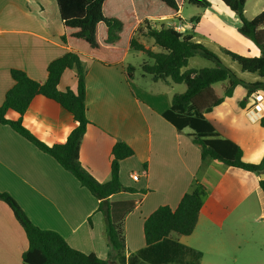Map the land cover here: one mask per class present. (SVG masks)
Instances as JSON below:
<instances>
[{
  "label": "crops",
  "instance_id": "1",
  "mask_svg": "<svg viewBox=\"0 0 264 264\" xmlns=\"http://www.w3.org/2000/svg\"><path fill=\"white\" fill-rule=\"evenodd\" d=\"M209 1V8L195 6L188 17L182 8L176 17L154 21L152 26L179 25L184 28L182 33L193 35L205 46L213 45L221 55L220 47H226L246 56H260L259 48L239 33L237 15L220 0ZM254 5L258 9L251 15L246 13L248 18L264 10L262 0ZM196 16L199 20L192 21ZM63 32L56 0H0V105L14 85L12 69L26 72L41 84L46 82L51 62L70 52L62 40ZM138 40L146 44L144 37ZM150 49L157 51L154 46ZM132 52L111 67L82 57L87 70V116L92 124L82 139L79 158L97 182L106 183L111 180L114 145L118 139L125 141L135 155L121 162L120 181L134 191L97 199L52 156L10 126L0 124V192L14 198L40 229L54 230L74 249L112 264L106 212L124 228L123 264H264L260 176L212 160L203 162L201 149L190 136L192 130L178 131L163 117L173 96L179 94L174 83L154 82L142 73L138 75V70L128 76ZM76 80L75 71L66 70L59 88L74 90ZM231 98L206 118L222 138L240 146L244 162L260 164L264 159V128L260 125L264 107H257L248 95L244 101ZM6 118L17 120L19 114L9 110ZM23 125L52 146L66 139L77 123L59 103L38 95L24 114ZM196 180L209 190V196L193 233H172L148 247L145 220L161 206L176 209ZM27 248L24 229L0 200V264H23Z\"/></svg>",
  "mask_w": 264,
  "mask_h": 264
},
{
  "label": "trees",
  "instance_id": "2",
  "mask_svg": "<svg viewBox=\"0 0 264 264\" xmlns=\"http://www.w3.org/2000/svg\"><path fill=\"white\" fill-rule=\"evenodd\" d=\"M240 20L238 31L251 40L260 50V56H246L230 48L220 47L221 52L237 63L242 72L255 74L261 80L248 84V96L258 90L264 91V10L254 18L245 12L248 0H220ZM63 23V42L70 48L66 55L48 66L47 80L41 84L22 70L12 69L13 87L0 105V124L8 125L33 143L42 152L52 156L60 166L71 173L83 187L97 199L104 200L121 191H134L120 181V164L135 155L133 148L118 139L113 148L111 180L97 182L82 166L79 158L80 145L87 127L92 124L87 116L86 67L82 57H87L104 66L118 65L128 51L142 52L147 56L138 68L142 75L154 82L164 81L185 84L183 93L175 94L170 108L163 117L178 131L190 128L193 142L201 149L202 161L212 160L226 166L238 167L260 175L264 171V159L260 164L243 160V151L234 142L224 139L207 120L206 114L231 98L239 84L233 71L224 66L221 59L204 44L194 40L191 34L176 31L172 26L153 27L154 21L174 18L184 4L209 8V0H56ZM199 20V16L191 19ZM152 40L160 50L153 51L139 42L138 37ZM201 57L215 65L201 69L188 67L189 60ZM66 70L76 73V88H59ZM138 69L128 66V76ZM226 83L224 95H218L213 86ZM42 95L56 101L74 116L77 123L66 139L48 146L32 135L23 125V116L33 99ZM13 110L17 120H9L6 113ZM264 128V118L260 119ZM264 192V179L259 181ZM209 190L197 180L192 189L181 199L178 207L161 206L144 222V234L148 247L165 240L172 233L188 236L195 230L202 206ZM0 200L12 210L28 240V248L22 255L23 264H112L95 254H86L71 247L66 239L54 230L37 227L18 203L6 192H0ZM108 242L114 252L111 261L123 264L126 260V239L122 223L112 220L109 212Z\"/></svg>",
  "mask_w": 264,
  "mask_h": 264
},
{
  "label": "rangeland",
  "instance_id": "3",
  "mask_svg": "<svg viewBox=\"0 0 264 264\" xmlns=\"http://www.w3.org/2000/svg\"><path fill=\"white\" fill-rule=\"evenodd\" d=\"M255 1L256 0H249V3L247 5V10L245 7V12L248 15L253 14L255 12V9H258V7L256 8V5H254ZM262 1L264 2V0ZM195 9H196L195 6L184 4V7H183L184 17H188L189 15H191L192 12H195ZM159 22L161 23V21ZM144 40L146 43L145 46H148L150 48L154 46V43L152 40H148L145 38ZM154 47H155V50L157 51L160 50L157 46H154ZM206 47L211 51L213 50L212 52L217 54V56L221 59L223 65L228 67L231 71H233L237 79L245 83V84H239L238 86L234 88L233 95L230 101H234V102L244 101L248 95V86H249L248 84H254L256 82H259L260 78L255 74L242 72L240 66L237 63L233 62L228 56L221 55L220 52L214 51V49H212L213 45H207ZM145 59H147V56L144 53L132 52L128 57V62L137 68ZM214 65H215L214 63L197 56V57L190 59L188 67L184 68L183 70L185 71L190 68L201 69L205 67H213ZM141 73L142 71L140 70V68H138L137 74L140 75ZM254 79H256V81H254ZM174 85L176 87V92H179V93L185 92L186 90L185 84H174ZM213 87L218 95H221V96L224 95V91L223 89H221V83H218L214 85Z\"/></svg>",
  "mask_w": 264,
  "mask_h": 264
},
{
  "label": "built area",
  "instance_id": "4",
  "mask_svg": "<svg viewBox=\"0 0 264 264\" xmlns=\"http://www.w3.org/2000/svg\"><path fill=\"white\" fill-rule=\"evenodd\" d=\"M169 26H172L176 31L178 32H183L184 31V28L179 26V25H169ZM156 28V27H155ZM251 97L254 99L256 103V106L257 107H264V91L263 90H258L256 92H254ZM132 178L134 180H138L139 179V176L138 175H132Z\"/></svg>",
  "mask_w": 264,
  "mask_h": 264
},
{
  "label": "water",
  "instance_id": "5",
  "mask_svg": "<svg viewBox=\"0 0 264 264\" xmlns=\"http://www.w3.org/2000/svg\"><path fill=\"white\" fill-rule=\"evenodd\" d=\"M259 176H260V179H264V171ZM113 264H118V263L115 262Z\"/></svg>",
  "mask_w": 264,
  "mask_h": 264
}]
</instances>
